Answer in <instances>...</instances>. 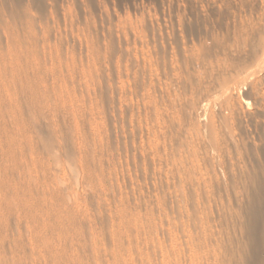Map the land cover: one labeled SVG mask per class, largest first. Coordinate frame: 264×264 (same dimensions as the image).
Here are the masks:
<instances>
[{
    "label": "rangeland",
    "instance_id": "1",
    "mask_svg": "<svg viewBox=\"0 0 264 264\" xmlns=\"http://www.w3.org/2000/svg\"><path fill=\"white\" fill-rule=\"evenodd\" d=\"M0 264H264V0H0Z\"/></svg>",
    "mask_w": 264,
    "mask_h": 264
}]
</instances>
